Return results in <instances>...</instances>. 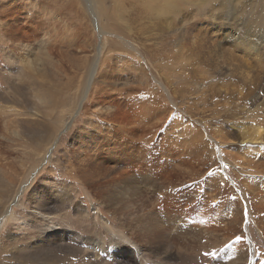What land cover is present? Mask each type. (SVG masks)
Listing matches in <instances>:
<instances>
[{"label": "rangeland", "instance_id": "374dc122", "mask_svg": "<svg viewBox=\"0 0 264 264\" xmlns=\"http://www.w3.org/2000/svg\"><path fill=\"white\" fill-rule=\"evenodd\" d=\"M88 1L0 0V264H124L117 260L121 248L124 258L141 257L136 264H230L232 252L245 264H264V170L244 164L258 152L236 143L264 120V106L246 97L237 75L218 78L213 68L214 87L240 91L226 107L221 102L231 96L218 93L209 99L221 100L216 109L203 112L191 69L213 50L200 44L203 36L215 40V28L228 27L244 41L249 33L264 34V0H172L167 11L159 1ZM24 19L37 27L21 26ZM232 38H216L213 56L243 58ZM8 45H18L15 56L29 52L44 64L16 79L13 69L21 70L23 58L10 61ZM36 93L48 101L36 105ZM184 110L196 122L186 124ZM162 111L166 122L154 126ZM182 127L186 136L176 137ZM137 196L148 200L141 210L140 202L129 203ZM182 228L191 245L204 246L165 259L166 241Z\"/></svg>", "mask_w": 264, "mask_h": 264}, {"label": "bare ground", "instance_id": "6f19581e", "mask_svg": "<svg viewBox=\"0 0 264 264\" xmlns=\"http://www.w3.org/2000/svg\"><path fill=\"white\" fill-rule=\"evenodd\" d=\"M150 1H154V2H156V1H159V3L161 4V2H162V5L160 6V5H158L161 9H165V11H167L168 9H169V3L171 2L172 3V0H150ZM86 2H88V4H89V1L88 0H86ZM175 2V1H174ZM173 2V3H174ZM173 3H172V5H173ZM178 3V2H177ZM174 5H176V4H174ZM175 7V6H174ZM173 9V8H172ZM158 10V9H157ZM161 11V10H160ZM159 10H158V12H160ZM163 11V10H162ZM231 14H233V13H231ZM52 16H54V15H52ZM56 16V15H55ZM94 17H96V15H93ZM234 17V16H233ZM189 19V18H188ZM236 19V18H235ZM93 21H95V20H93ZM97 21V20H96ZM168 21V20H167ZM22 22H25V23H23V25H21V26H24V27H26V28H29V27H37V25H38V22L36 21V20H31V21H28V19H24ZM175 24V23H174ZM173 24V25H174ZM33 25V26H32ZM168 25H169V23H168ZM224 25H226V24H224ZM231 27V26H230ZM183 28V27H182ZM181 28V29H182ZM9 29V30H8ZM6 28V30H7V32H10V31H16L17 29L16 28H14L13 30L11 29V28ZM194 29V28H193ZM184 30V29H183ZM240 30V29H239ZM33 31V30H32ZM185 31H187V30H185ZM4 32V31H3ZM2 32V33H3ZM106 32V31H105ZM179 32V31H178ZM251 32V31H250ZM191 33V32H190ZM199 33V32H198ZM113 34V33H112ZM182 34V33H181ZM188 35H189V33H187ZM197 34V33H196ZM199 34H201V33H199ZM183 35H185L184 33H183ZM249 35V39L250 40H248V41H244L243 39H241V38H239V37H236V35H234V32L231 30V29H229L228 27H220V28H215V31H212V34H211V37H215V40H213V39H211L210 37H205L204 38V36H203V40H201L202 41V44H200V47L201 46H205L204 48H210V49H213V50H209V54L206 52L203 56H201V58H200V63H202V65H203V67H202V65H200V63H196V62H194V63H196V65L194 64V63H192V67H191V69H192V71H193V75H195L196 76V78H195V82H196V88H197V90L199 91V93H198V97H195L194 99H196L197 98V100H200L201 102H199L200 103V105L203 107V106H205L206 108H201V109H203L204 111L203 112H205L206 110H211V109H216V107H217V105H219L218 103L219 102H221V100L219 99V100H217L216 102L215 101H213V103H211V104H209V99H211L212 97H214V96H216V95H218V93H220V92H223L224 93V96H222V99H224V98H226V97H228V96H231V99H229V100H225V101H223L222 100V102H221V105L223 106V107H226L228 104H230L231 102H232V97L235 95V93H236V91L238 92V91H240L239 89L238 90H236L235 88H234V86L232 85V84H228V86H224V85H226V84H222L223 86H219V84H216V86L217 87H214V85L215 84H213L214 82H212V80L213 79H215V78H213V76H214V74H215V71H211V69H215L216 68V71H217V75H216V77H218V78H220L221 76H222V74H228V73H232V74H235V75H237L238 76V78L237 79H239V83L242 85V86H244V88H245V90H244V92L246 93V97H251V99L250 100H255L256 102H257V104H263V106H264V34H261L260 35V33L258 34V32H254V33H249L248 34ZM260 35V36H259ZM71 36V35H70ZM192 36V37H191ZM191 40H190V42L189 43H191V45L190 46H194V45H192L193 44V42H194V38L196 37L195 36V34H194V36H193V34H191ZM233 37L232 38V45H233V47H235V48H238L239 49V52L246 58V60H243L244 59V57L242 58V56L239 54H233V53H230V52H228V54L226 55V56H222V55H220L219 53H218V55H220V56H213L214 54H216V50L218 49V43H217V41H218V39H216V38H225V39H227V38H231V37ZM259 36V37H258ZM120 37H122V36H120ZM199 37V36H198ZM72 38V37H71ZM247 38V37H246ZM198 40V39H197ZM244 41L243 43H238V41ZM14 41H16V40H14ZM196 41V40H195ZM200 41V40H199ZM231 41V40H230ZM10 43H13L12 42V40H10L9 41ZM177 42H179V41H177ZM197 42V41H196ZM195 42V43H196ZM258 42H263L261 45H258ZM199 43H201V42H199ZM9 44V43H8ZM177 45H178V48H177V51H180V49H183V44H181L180 42H179V44L177 43ZM18 46V45H17ZM17 46L15 47L16 49H17ZM21 46V45H20ZM8 47H9V49H7L6 50V54H7V56L9 57L8 59H10V61L12 60H14V61H16V60H20V59H22L23 57H17V56H15V53L17 52V51H15V48H13L11 45H8ZM23 49L26 47V46H21ZM29 47V46H28ZM197 47V46H196ZM196 47H194V48H196ZM53 48V47H52ZM192 48V47H191ZM199 48V47H198ZM203 48V49H204ZM217 48V49H216ZM22 49V51H24V50H26V49H24L23 50ZM30 49V48H29ZM221 49V48H220ZM205 50H207V49H204V51ZM198 51V50H197ZM199 51H202V50H199ZM219 51H221V50H219ZM223 51V50H222ZM228 51H230V50H228ZM24 52H26V51H24ZM218 52V51H217ZM225 52V51H224ZM27 53V55L29 54V52H26ZM195 54V53H194ZM193 54V55H194ZM25 56L24 58H23V60H21V62H22V65H21V70L20 69H13V71H15L14 72V74L13 75H15V78L16 79H18V80H20L22 77H24V78H30L31 76H30V73H29V71H30V68L32 69V68H34V69H36L37 68V66H39L38 64L39 63H42L43 61H42V58H41V56H39V57H36L35 55V57L34 58H32L31 56H30V58H29V56ZM196 55H199V54H197L196 53ZM6 56V55H5ZM19 56H21V55H19ZM222 56V57H221ZM195 57V56H194ZM218 57V58H217ZM60 58V57H59ZM122 58V57H121ZM187 58V57H186ZM195 58H197V57H195ZM194 58V59H195ZM220 59L219 61H221V63L222 64H220V63H218V61H216L215 63L216 64H214L213 62L214 61H212L213 59ZM182 59H184V58H182ZM185 60V59H184ZM95 63L91 66V68H90V72H89V76H88V78H87V80H88V83H87V86H86V88H85V90H84V92H83V95H82V98L81 99H83L84 97H85V94H86V91L88 90V87H90L89 85H90V83H91V80H92V77H93V75L95 74V71L97 70V68H98V60H96V61H94ZM189 62V61H188ZM213 63V64H212ZM8 64V63H7ZM14 64V63H13ZM18 64V63H17ZM44 64V62L42 63V65ZM46 64H48V63H46ZM198 65H200V66H198ZM216 65H219V68L216 66ZM223 65L226 67L224 70L225 71H221L222 69H220V66H222L223 67ZM13 66V65H12ZM34 66V67H33ZM176 67V66H175ZM12 68V67H11ZM40 68V67H39ZM218 69V70H217ZM40 70V69H39ZM191 71V72H192ZM40 72V71H39ZM45 72V73H44ZM44 74H46V71L44 70ZM209 73V74H208ZM211 73V74H210ZM38 74V73H37ZM42 74V73H41ZM140 74V73H139ZM165 74V73H164ZM212 74H213V76H212ZM43 75V74H42ZM46 77H47V75H45ZM184 76V75H183ZM225 76V75H224ZM14 78V77H13ZM23 78V79H24ZM32 78H33V76H32ZM184 78V77H183ZM186 78V77H185ZM17 80V81H18ZM200 80V81H199ZM235 80V79H234ZM11 81V80H10ZM192 82L194 81V79L193 80H191ZM199 81V82H198ZM37 82V81H36ZM43 82V81H42ZM41 82V83H42ZM51 82V81H50ZM229 82V81H228ZM15 83V82H14ZM31 83V82H30ZM164 83V82H163ZM173 83V82H172ZM206 83H208V85H205ZM217 83V82H216ZM222 83H223V81H222ZM230 83V82H229ZM233 83V82H232ZM33 84V83H32ZM34 84H35V81H34ZM234 84V83H233ZM10 85H11V83H10ZM241 85H240V87H241ZM17 86H21L20 85V83L18 84L17 83ZM42 86H43V84H42ZM165 87V86H164ZM238 87V86H237ZM19 88V87H18ZM196 88H195V90H196ZM243 88V87H242ZM20 89V88H19ZM18 89V90H19ZM180 89V88H179ZM18 90H14V92H17ZM45 90H48V89H45ZM186 90V89H185ZM236 90V91H235ZM242 90V89H241ZM8 91V90H7ZM189 91V90H188ZM41 92V91H40ZM114 92V91H113ZM185 92V91H184ZM5 94V93H4ZM148 94V93H147ZM237 94V93H236ZM196 95V94H195ZM34 96V95H33ZM32 96V97H33ZM219 96V95H218ZM187 97V96H186ZM235 97V96H234ZM239 97V96H238ZM2 98L4 99L5 97H3V95H2ZM34 99L33 100H37V102L35 103L36 105H38L39 103H41V102H43V101H45L47 98L45 97V96H40L39 94H37L36 93V95L33 97ZM192 98V97H191ZM194 99H192V100H194ZM134 100V99H133ZM172 100V99H171ZM191 100V101H192ZM234 100V99H233ZM236 100V99H235ZM260 100V101H259ZM46 101H48V100H46ZM82 101V100H81ZM131 102V101H130ZM47 103V102H46ZM256 104V103H255ZM34 105V104H33ZM44 105V104H43ZM47 105V104H46ZM133 105V104H132ZM176 105V104H175ZM261 105H260V107H261ZM40 106V105H39ZM42 106V105H41ZM41 106H40V109H36L35 108V110H37L38 111V113L40 114V110H41ZM142 106V105H141ZM167 106V105H166ZM178 106V105H177ZM200 106V107H201ZM33 107V106H32ZM81 107V102H79V106L77 107V111H78V109ZM193 107V106H192ZM211 107V108H210ZM4 110L6 109V107H2ZM8 108V107H7ZM135 109V108H134ZM161 109H163L162 107H158V111H160ZM165 109V108H164ZM170 109V108H169ZM173 109V108H172ZM185 109V108H184ZM34 110V112H36ZM143 110V109H142ZM199 110V109H198ZM241 110V109H240ZM249 110V109H248ZM264 110V109H263ZM33 111V110H32ZM76 111V112H77ZM107 111V110H106ZM141 111V110H140ZM189 111V110H188ZM187 110H184V112H183V116L186 118L187 117V119L185 120V123L186 124H188L187 123V120H193L192 119V116H190V114L191 113H189V112H191V111H189L188 112ZM214 111V110H213ZM217 111V110H216ZM245 111V110H244ZM45 112V111H44ZM170 112V111H169ZM159 113V118L157 119V121L156 120H154L153 121V124H154V126H157V125H161V123H164L163 122V120L165 119V117H166V115H164L165 113H164V111H162V112H158ZM216 113V112H215ZM42 114V113H41ZM129 116V115H128ZM169 116V115H168ZM177 116V115H176ZM264 116V115H263ZM39 117V116H38ZM170 118V117H169ZM168 118V119H169ZM183 118V117H182ZM147 119V118H146ZM131 120V119H130ZM262 120V119H261ZM165 121V120H164ZM194 122H196L195 120H193ZM258 121V120H257ZM257 121H256V125H254V126H250L248 129H246L245 131H242L241 132V134H243L242 135V141L241 142H236V143H238L239 145L240 144H242V145H244V144H246L245 146H246V149H249V150H254V151H257L258 152V157L256 156V161H253V162H251V160L250 159H247L246 160V162H244V164H247L248 166H252L253 168H255L257 171H260V172H263V170H264V124H262V122H264V120L261 122V123H257ZM70 122V120H68V121H66L65 123H64V125H68V124H70L69 123ZM166 122V121H165ZM156 123V124H155ZM152 124V125H153ZM190 124V123H189ZM193 124V123H192ZM198 125H196V127H198L199 125H200V122H198L197 123ZM120 125V124H119ZM123 125V124H122ZM159 125V126H160ZM171 125V124H170ZM180 125V124H179ZM178 125V126H179ZM69 126V125H68ZM124 126V125H123ZM164 126V125H163ZM182 126H183V124H182ZM194 126V125H193ZM177 127V126H176ZM188 127V126H187ZM156 128V127H155ZM158 128V127H157ZM156 128V129H157ZM185 128V127H184ZM183 127H182V129L180 130V132L177 134V135H175V133H173V132H176V131H173L172 129H169V134H172V135H175L176 137L179 135V136H182L183 135V133H185V129H184ZM192 128H194V127H192ZM163 129V128H162ZM196 129V128H195ZM194 129V130H195ZM158 130V129H157ZM242 130V129H241ZM156 131V130H155ZM167 132V131H166ZM188 132V131H187ZM149 135H150V133H148ZM154 134H156L155 132L152 134V135H154ZM187 134V133H186ZM189 134V133H188ZM203 134H204V132H203ZM202 134V138H204L203 136H205V135H203ZM206 134V133H205ZM238 134V133H237ZM245 134V135H244ZM193 135V134H192ZM167 136V135H166ZM174 136V137H175ZM183 136H186V135H183ZM191 136V135H190ZM194 136V135H193ZM241 136V135H240ZM145 137V136H144ZM187 137H189V136H187ZM198 137V136H197ZM179 138V137H178ZM177 138V139H178ZM189 138H191V137H189ZM237 138V137H236ZM144 139V138H143ZM175 139V138H174ZM173 139V142L172 143H174V140ZM176 139V141H178ZM184 139V138H183ZM186 139V138H185ZM196 139V138H195ZM240 139V138H239ZM168 140H169V138H168ZM181 140L182 139H180V142H181ZM194 139L192 138V140L191 141H193ZM203 141H201V139H200V141H201V143H200V145H202V146H204L205 144H206V142L204 141V139H202ZM190 141V142H191ZM196 141H197V139L195 140V141H193V142H195V144L197 145V143H196ZM207 141H208V139H207ZM220 142L222 141V139L221 140H219ZM219 141H217V143H219ZM179 142V144H178V147H177V145H175L176 147H174V150H179L180 148H179V145L181 144ZM198 142V141H197ZM184 143V142H183ZM183 143H182V145H183ZM189 143V142H188ZM186 145H188V144H186ZM220 145V144H219ZM231 145H233L234 146V144H231ZM192 146V145H191ZM181 147V146H180ZM194 147V146H193ZM206 147V146H205ZM208 148V147H207ZM206 148V149H207ZM182 149V148H181ZM201 149V148H200ZM251 150V151H252ZM207 152H208V150H207ZM256 152V153H257ZM182 153V152H181ZM203 153V152H202ZM255 153V154H256ZM197 154V153H196ZM254 154V155H255ZM182 155V154H181ZM232 155H233V153H232ZM203 156V155H202ZM231 156V155H230ZM235 156V155H234ZM237 156V155H236ZM207 158V157H206ZM233 158V157H232ZM235 158V157H234ZM261 158V159H260ZM233 160H235V159H233ZM222 163H223V161H222ZM243 163V162H242ZM150 165V164H149ZM148 165V166H149ZM161 169V168H160ZM1 182H3L2 180H1ZM241 182H242V184L246 187V190H247V188H248V190L250 191V190H252V188L254 187V186H252V184H249V183H252L251 181H249L248 182V180L247 179H241ZM215 183V182H214ZM1 184V183H0ZM2 186V185H1ZM3 187V186H2ZM1 187V188H2ZM5 187V186H4ZM7 187V186H6ZM24 187V186H23ZM23 187L21 188V190L23 189ZM143 192V191H142ZM259 192V191H258ZM251 194V193H250ZM252 194H257V193H252ZM264 194V193H263ZM160 195V194H159ZM168 195V194H167ZM260 195V194H259ZM161 198H164L165 196H166V193L164 192V193H162L161 195ZM245 196V195H244ZM138 197V196H137ZM136 197V200H135V203L134 202H132V201H130L129 203H132V204H136L137 202H140L141 203V205H140V210L145 206V203L148 201V200H146V199H144V197L143 196H141V197H138L137 198ZM248 197V196H247ZM134 198V197H133ZM169 198V197H168ZM255 198H259V197H255ZM260 198H262V197H260ZM264 198V197H263ZM262 198V199H263ZM44 199V198H43ZM246 199V198H245ZM15 200V199H14ZM258 200V199H257ZM39 201H41L40 199H39ZM255 201V200H254ZM260 201V200H259ZM264 201V200H263ZM14 202H16V201H13V199H12V201H11V203L13 204ZM36 203V202H35ZM39 203V202H38ZM127 203H128V200H127ZM246 203V202H245ZM248 203V202H247ZM253 203V202H252ZM44 204V203H43ZM50 204V203H49ZM253 204H255V203H253ZM45 205V204H44ZM128 205V204H127ZM124 206V205H123ZM129 206V205H128ZM257 206V205H256ZM263 206H264V202H263V205H261V207L263 208ZM47 207V206H46ZM48 207H50V206H48ZM126 209V208H125ZM256 209V208H255ZM257 209H258V207H257ZM129 210H130V208H129ZM132 210L133 209H131V212H132ZM127 211V210H126ZM125 211V212H126ZM123 213H124V211H123ZM238 213V212H237ZM260 213V212H259ZM122 214V213H121ZM129 215V214H128ZM146 216V215H145ZM148 216V215H147ZM156 217H157V215H155ZM231 216H233V215H231ZM150 219V218H149ZM148 220V219H147ZM151 220H153V219H151ZM157 220V219H156ZM139 222H140V220H139ZM158 222V221H157ZM154 224V223H153ZM192 224V223H191ZM144 225V224H143ZM150 225V224H149ZM148 225H146V227H147ZM172 226V225H171ZM158 227V226H157ZM180 227V226H179ZM163 229V228H162ZM143 230V229H142ZM146 230V229H145ZM151 230V229H150ZM156 230H157V228H156ZM110 231V230H109ZM144 232H147V231H144ZM154 232V231H153ZM164 232V231H163ZM189 233V230L187 229V228H182L181 229V231H180V234L179 235H177V236H172V238H170V239H168V241H166L169 245H170V249H169V251L167 252V253H165V255H166V258L165 259H175L176 257H177V252L179 251V250H188L189 251V249H192V251L194 250V249H199L198 247H200V246H204V245H200V243L199 244H197L196 246L194 245H191L190 243H189V240H188V237L186 236V234H188ZM200 233H202V231H200L199 232V234ZM155 234L156 235H158V232H155ZM155 234H154V236H153V239H155L156 238V236H155ZM196 234V233H195ZM152 235V234H151ZM118 236V235H117ZM121 236V235H120ZM119 236V237H120ZM146 236V235H145ZM192 236V235H191ZM200 238H201V236H199ZM198 237V239H200ZM158 238V237H157ZM151 239V238H150ZM193 239H197V238H194L193 237ZM123 240V239H122ZM159 240V239H158ZM162 240V239H161ZM156 241V240H155ZM165 242V241H164ZM195 243H196V241H194ZM193 242V243H194ZM199 242H200V240H199ZM214 242V241H213ZM90 243H91V240H90ZM151 243H153V240H151ZM150 243V244H151ZM216 243H218V242H216ZM101 244V243H100ZM99 244V247L100 246H102V245H100ZM148 244H149V242H148ZM149 244V245H150ZM156 244V243H155ZM173 244H175L176 245V249H175V247H174V245ZM203 244V243H202ZM212 243H210V245H211ZM245 244V243H244ZM64 245V244H63ZM157 245V244H156ZM162 245V244H161ZM167 245V244H166ZM214 245H215V243H214ZM66 246V245H65ZM158 246V245H157ZM160 246V245H159ZM99 247H93L94 249H96V251L98 252H100V251H102L103 250V248H99ZM136 247V246H135ZM137 248V247H136ZM154 248H156V247H154ZM203 248V247H202ZM156 249H158V248H156ZM160 249H161V247H160ZM72 250V249H71ZM152 250H154V249H152ZM121 251H122V254H123V257H121V258H117V260L119 261V263L122 261V258H123V260H124V264H136V262L138 261V259H140L141 257L140 256H132L131 258L129 257V258H124V257H126V255H124L125 253H126V250H123L122 248H121ZM191 251V250H190ZM195 251V250H194ZM91 252V251H90ZM184 252V251H183ZM187 253V252H186ZM97 256H99V255H97V254H95V258L97 257ZM103 256V255H102ZM229 257V259L227 260L230 264L231 263H233V262H230V261H234V263L235 262H237V263H241V264H245V260H244V256L241 254V253H238L237 255H236V253L234 254L233 252H232V254L230 255V256H228ZM230 259H232V260H230ZM150 262V261H149ZM151 264H154L153 262H151ZM155 264H165V263H162V262H159V261H157Z\"/></svg>", "mask_w": 264, "mask_h": 264}, {"label": "snow or ice", "instance_id": "6c2138e0", "mask_svg": "<svg viewBox=\"0 0 264 264\" xmlns=\"http://www.w3.org/2000/svg\"><path fill=\"white\" fill-rule=\"evenodd\" d=\"M193 7H195V6H193ZM214 173H210V175H213ZM236 239H237V241H239L241 238L238 236V237H236Z\"/></svg>", "mask_w": 264, "mask_h": 264}]
</instances>
